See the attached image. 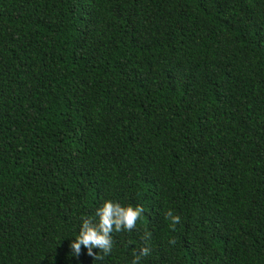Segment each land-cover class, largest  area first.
I'll list each match as a JSON object with an SVG mask.
<instances>
[{
    "label": "trees",
    "instance_id": "1",
    "mask_svg": "<svg viewBox=\"0 0 264 264\" xmlns=\"http://www.w3.org/2000/svg\"><path fill=\"white\" fill-rule=\"evenodd\" d=\"M137 256L264 264V0H0V264Z\"/></svg>",
    "mask_w": 264,
    "mask_h": 264
},
{
    "label": "clouds",
    "instance_id": "2",
    "mask_svg": "<svg viewBox=\"0 0 264 264\" xmlns=\"http://www.w3.org/2000/svg\"><path fill=\"white\" fill-rule=\"evenodd\" d=\"M143 209L137 205H122L119 202L105 200L102 206L96 208L94 216L82 217L79 233L74 240L70 242L72 255H79L81 245L85 246L89 255L98 258V253H93L92 248L98 246L103 254L107 255L112 250L113 231L119 232L121 229L131 230L136 226L138 218ZM166 216L170 218V227H174L180 220V217L173 215L169 210ZM148 248H142L140 255H145ZM139 256L135 257L132 264H136Z\"/></svg>",
    "mask_w": 264,
    "mask_h": 264
}]
</instances>
